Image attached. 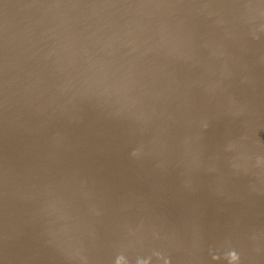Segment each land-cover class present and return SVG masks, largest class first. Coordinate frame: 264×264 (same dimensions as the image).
<instances>
[{"label": "water", "instance_id": "obj_1", "mask_svg": "<svg viewBox=\"0 0 264 264\" xmlns=\"http://www.w3.org/2000/svg\"><path fill=\"white\" fill-rule=\"evenodd\" d=\"M0 264H264V0H0Z\"/></svg>", "mask_w": 264, "mask_h": 264}, {"label": "bare ground", "instance_id": "obj_2", "mask_svg": "<svg viewBox=\"0 0 264 264\" xmlns=\"http://www.w3.org/2000/svg\"><path fill=\"white\" fill-rule=\"evenodd\" d=\"M163 126L162 128H164V130H166L167 128H171L172 127V120L170 119V116L165 117L164 116V120H163Z\"/></svg>", "mask_w": 264, "mask_h": 264}]
</instances>
